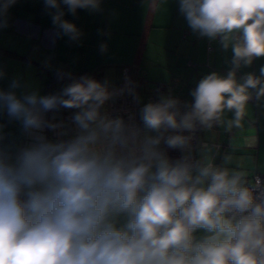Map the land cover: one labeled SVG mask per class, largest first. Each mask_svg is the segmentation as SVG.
<instances>
[{
  "label": "clouds",
  "instance_id": "obj_1",
  "mask_svg": "<svg viewBox=\"0 0 264 264\" xmlns=\"http://www.w3.org/2000/svg\"><path fill=\"white\" fill-rule=\"evenodd\" d=\"M16 2L0 0V29ZM43 2L56 35L73 42L83 33L62 5L73 16L101 10V0ZM179 12L232 53L190 101L169 92L143 103L130 80L88 75L59 74L69 82L49 94L19 78L0 88V264H264V184L184 154L197 126L230 112L227 127H240L252 90L264 97V67L237 76L264 58V0H179ZM126 94L138 112L113 115L107 106Z\"/></svg>",
  "mask_w": 264,
  "mask_h": 264
},
{
  "label": "crops",
  "instance_id": "obj_2",
  "mask_svg": "<svg viewBox=\"0 0 264 264\" xmlns=\"http://www.w3.org/2000/svg\"><path fill=\"white\" fill-rule=\"evenodd\" d=\"M62 7L64 19L83 33L77 42L56 35L43 0H17L9 9L8 27L0 29V69L6 73L0 88L19 78L30 90L48 94V84L59 74H86L97 80L106 76L115 83L122 77L121 67L137 65L148 82L143 92L156 93L158 83L178 77L174 92L190 101L199 79L212 71L226 73L231 66V50L224 51L219 38L209 41L193 33L179 12V0H101L100 11L78 9L75 16ZM101 44L107 45L104 53ZM261 67L264 58L242 67L237 76H259ZM252 91L240 127H227L230 112L224 122L200 127V139L207 145L197 147L196 161H211L246 177L254 170L264 173V97L257 100ZM7 130L20 138L18 126Z\"/></svg>",
  "mask_w": 264,
  "mask_h": 264
},
{
  "label": "built area",
  "instance_id": "obj_3",
  "mask_svg": "<svg viewBox=\"0 0 264 264\" xmlns=\"http://www.w3.org/2000/svg\"><path fill=\"white\" fill-rule=\"evenodd\" d=\"M121 75L122 77L120 81H117L112 84L114 86L119 87L122 86L126 80H130L134 85L135 94L138 98H139V93L143 91L142 86L148 87V82L145 79V71L140 66L130 65V66L121 67ZM178 84H179L178 77H173L172 80L167 84L158 83L154 88L156 93H144L143 103H146L148 101H155L158 98L159 94H168L169 92L174 97H177L181 101H184L183 98H181L177 93L174 92V88L177 87ZM107 107L108 110L113 115L121 114L126 116L128 113L138 112L140 105L137 104L136 101L131 96L126 94L120 97L114 104L109 103ZM69 116H70L69 111H62L57 115V118L66 120ZM189 135L192 136V139L190 141V145L188 149L184 154L187 155L192 161H196L195 150L199 146L207 145V142L202 141L200 139V126H197L195 131L193 133H190ZM169 155L173 158H176L179 157L181 153L179 151L170 150ZM246 179L248 181V186L250 187L254 186L257 180L261 181V183L264 184V173L254 170L253 173L250 175V177H246Z\"/></svg>",
  "mask_w": 264,
  "mask_h": 264
},
{
  "label": "trees",
  "instance_id": "obj_4",
  "mask_svg": "<svg viewBox=\"0 0 264 264\" xmlns=\"http://www.w3.org/2000/svg\"><path fill=\"white\" fill-rule=\"evenodd\" d=\"M82 75H86V74H72L71 76L72 77H79V76H82ZM88 76H90V75H88ZM69 81L65 78L64 80H60V79H58V75L55 77V78H53L52 80H51V82L48 84V94L49 93H55V92H57V91H59L60 90V88L64 85V84H66V83H68ZM56 86H58V89H56L55 87Z\"/></svg>",
  "mask_w": 264,
  "mask_h": 264
},
{
  "label": "rangeland",
  "instance_id": "obj_5",
  "mask_svg": "<svg viewBox=\"0 0 264 264\" xmlns=\"http://www.w3.org/2000/svg\"><path fill=\"white\" fill-rule=\"evenodd\" d=\"M104 79H108V80H110V81H113L114 82V78H111V77H106V76H103L102 77V79H99V80H101V81H103ZM144 93L145 92H143V91H141L140 93H139V99L143 102V100H144Z\"/></svg>",
  "mask_w": 264,
  "mask_h": 264
}]
</instances>
